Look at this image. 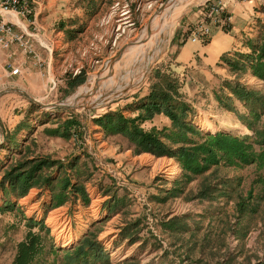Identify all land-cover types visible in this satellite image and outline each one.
<instances>
[{
  "label": "rangeland",
  "instance_id": "rangeland-1",
  "mask_svg": "<svg viewBox=\"0 0 264 264\" xmlns=\"http://www.w3.org/2000/svg\"><path fill=\"white\" fill-rule=\"evenodd\" d=\"M170 1L41 0L40 8L47 11L37 14L33 0L30 12L19 16L34 35L29 38L39 59L18 44L0 48V88L18 87L46 105L14 90L0 93L7 98L6 123L17 120L6 131L1 127L0 264H12L28 234L34 236L28 264H64V248L85 233L97 241L102 257L86 264H264V165L220 160L192 171L177 154L138 149L125 133L100 122L115 112L125 119L140 114L143 118L134 122L154 128V137L166 147L189 144L163 135L161 129L171 127L166 113L147 116L140 106L152 82H157L154 90L165 92L166 81L171 84L167 92L187 104L186 120L196 130H186L191 140L202 139L203 132L225 131L249 135L255 150L264 146L257 135L264 128V109L253 115L230 88L240 83L264 94L263 80L248 65L231 64L243 60L250 44L264 40V0H233L237 49L221 54L206 74L191 65L177 66L175 45L181 38L206 42L213 27L229 30L232 12L225 0L226 23L206 22L205 32L198 25V36L191 40L203 8L214 0H190L163 29L157 47L153 43L138 59L127 58V48ZM12 27L19 32V24ZM48 45L56 59L50 72L43 55ZM14 64L20 73L6 75ZM94 75L98 78L88 90ZM87 100L93 102L85 107L56 103ZM11 170H35L19 196V187L10 183L14 178L5 176ZM49 216L57 217L60 235L52 232ZM67 237L69 244L61 245Z\"/></svg>",
  "mask_w": 264,
  "mask_h": 264
},
{
  "label": "trees",
  "instance_id": "trees-1",
  "mask_svg": "<svg viewBox=\"0 0 264 264\" xmlns=\"http://www.w3.org/2000/svg\"><path fill=\"white\" fill-rule=\"evenodd\" d=\"M249 47L251 50L242 55L243 60H239L240 62L238 60H232L231 64L236 65L240 63V66L248 65L252 73L261 78L264 82V40L260 41L258 44H250ZM229 61L230 60H228V62ZM164 83V85H166L164 89L165 92H157L154 90V86L157 85V82H152L150 87L152 86L154 89H149L148 94L145 96L146 100L143 101L140 106L144 111L148 112L147 116L154 111L166 113L170 118L171 127L167 131L161 129L163 135L171 140L189 144H181V146L175 147L173 150L166 147L161 141H158V139L154 137V128L145 130L141 126H138L137 122H134V118H143L140 114L130 119H125L115 112L114 114L104 115V121L100 122H102L106 128L120 130L125 133L127 137L135 142L138 149L149 150L155 154H177L181 164L192 171L201 169L204 164L216 163L220 160L223 162L230 161L236 164L240 162H256L259 166L264 165V146L255 150L253 148L254 140L247 134L214 131L203 132L202 139L200 140H191L188 138L185 134L186 130H190L191 132H196V130L194 126L186 120L187 104L182 100H175L174 94H169L167 92V88H171V84L166 81H164ZM230 88L236 98L246 103L253 115H257L256 112L258 108L264 109V94L263 91H261L262 89L247 88L240 83H236L232 86L230 85ZM103 117L101 119H103ZM126 120H128V122H126ZM127 123L129 126H127L126 130L124 126L127 125ZM246 123L250 126V122ZM263 130L264 128L261 129L260 132ZM260 132H257V135H261L258 141L264 143V132L261 134ZM44 161L49 162V160ZM34 172L35 170L16 173V171L11 170L5 173V176L14 178L10 183L19 187L17 196L23 194L28 185L32 183L30 179L34 176ZM9 204V202H4L3 205L7 207ZM86 234L87 233L82 235L79 240L71 246L64 248V264H86L89 259L96 261L102 258L99 248H95L97 241L89 240ZM28 237L18 243L17 252L12 264H28V254L32 252L34 236L33 234H28Z\"/></svg>",
  "mask_w": 264,
  "mask_h": 264
},
{
  "label": "crops",
  "instance_id": "crops-1",
  "mask_svg": "<svg viewBox=\"0 0 264 264\" xmlns=\"http://www.w3.org/2000/svg\"><path fill=\"white\" fill-rule=\"evenodd\" d=\"M225 1L228 3L229 9L232 12V20H231V25H230L229 30H224V29H220L217 27H213L211 30V34L208 37V40L202 43L197 42V41H190L185 38H181L180 41L175 45V51H174V63L177 66L188 67L191 65L195 68L198 67L197 70L202 71V73L206 74L207 72L211 71L207 66L210 67L212 64L217 62L218 57L221 54L228 52L234 48L237 49L236 48V46H238L237 39H236L237 36L235 34V28L237 24L236 19L238 18L236 15L238 11L236 10L238 9V7L236 6L237 1L236 2H233V0H225ZM34 3H35V6L37 5L36 7L37 14L41 11L46 13L47 10H45V8L43 7L40 8L41 0L39 1L35 0ZM43 12L42 14H44ZM54 27H58V26L56 25ZM54 27L52 29H56ZM53 41H56V40H53ZM48 47H49V51L44 52L43 54L44 62H45L44 68L46 69V72H50L51 69H54L53 67L56 66V59H53V56L51 54V47L49 45ZM1 60H2V52L0 50V62ZM6 99L7 98L5 97V94L2 93V96H0V117H1L0 118V128L2 127V129L5 131L9 127L10 128L13 127V125L17 121V120H14L10 124L6 123L5 117L7 116L6 113L8 111V107L5 104ZM14 127L17 128L16 125ZM0 153H2L1 149H0Z\"/></svg>",
  "mask_w": 264,
  "mask_h": 264
},
{
  "label": "built area",
  "instance_id": "built-area-1",
  "mask_svg": "<svg viewBox=\"0 0 264 264\" xmlns=\"http://www.w3.org/2000/svg\"><path fill=\"white\" fill-rule=\"evenodd\" d=\"M33 0H0V48H8L10 44H18L22 51L33 55L39 59L38 54L36 56L35 50L32 48L30 36H34L33 33L25 30L22 24L19 23V16L30 12V2ZM29 3V4H28ZM224 2L222 0H214L203 8L201 17L196 21L191 31V40L196 38V27L199 25L202 27L203 32L207 31L205 26L206 22L226 23L229 20V14L224 10ZM29 6V7H28ZM14 26H20L19 32H13ZM222 24V25H223ZM198 36V35H197ZM31 37V38H32ZM41 43V42H39ZM42 44V43H41ZM9 70L6 75H18L20 73V67L16 64L9 66Z\"/></svg>",
  "mask_w": 264,
  "mask_h": 264
},
{
  "label": "bare ground",
  "instance_id": "bare-ground-1",
  "mask_svg": "<svg viewBox=\"0 0 264 264\" xmlns=\"http://www.w3.org/2000/svg\"><path fill=\"white\" fill-rule=\"evenodd\" d=\"M188 1L190 0H171L170 2H168L165 6V9H163L162 11L158 12L157 14H155V16L151 19V22H150V25L148 26V28L144 29L139 38L136 39L135 43H132V45H130L126 50L125 53H127V58L129 60H133L135 58H137L136 56H140L143 52H145V49H147L148 47H150L154 42H158V40L161 38L160 35L162 34V31L163 29L166 27V25L170 22H172V18L178 14V12L180 11V9H182V7L185 5V3H187ZM166 33H168L166 31ZM165 39V38H164ZM164 41V40H163ZM160 43V42H158ZM155 44V43H154ZM155 47L156 44L154 45ZM153 47V46H152ZM149 49V48H148ZM159 49V48H158ZM154 50V47L153 49ZM148 51V50H147ZM151 51V50H150ZM158 51V50H157ZM160 51V49H159ZM163 52V50H162ZM153 53V52H152ZM161 53V52H160ZM124 54V53H123ZM145 54V53H144ZM156 54V53H155ZM143 55V54H142ZM152 55V54H151ZM145 57V55H144ZM148 57V56H146ZM145 57V58H146ZM157 57V56H156ZM143 58V57H142ZM141 58V59H142ZM138 59V58H137ZM151 59V58H150ZM148 59V60H150ZM144 60V59H143ZM127 61V60H126ZM132 62V61H131ZM137 62V61H136ZM147 62V61H146ZM149 62V61H148ZM129 63V62H128ZM143 64H145L143 62ZM148 64L150 63H147V65H145L143 67V69H141L139 71V75H138V78L139 76H141L140 74L143 73V71L146 69V67L148 66ZM126 65V64H124ZM141 66V65H140ZM139 66V67H140ZM124 67V66H123ZM132 67V66H131ZM149 67V66H148ZM120 68V67H119ZM136 68V67H135ZM140 69V68H139ZM148 69V68H147ZM120 70V69H119ZM126 71V70H124ZM128 71V70H127ZM114 72V71H112ZM110 73V72H109ZM115 73V72H114ZM105 74V73H104ZM116 74V73H115ZM120 74V73H119ZM126 74V73H125ZM122 75H124L122 73ZM118 76V75H117ZM113 78V74L112 76L110 75V77L108 78ZM96 78H98V76L94 75V77H91L87 82H86V88L89 90V88L92 86V84L94 83V81L96 80ZM107 78V80H108ZM111 78V79H112ZM119 78V77H118ZM137 78V79H138ZM106 80V79H105ZM114 80V79H113ZM84 85V86H85ZM83 86V87H84ZM96 100V99H95ZM104 102V100H102ZM102 101H100L102 103ZM236 122V121H235ZM202 124L205 126L206 129H213V126L211 123H206L205 121H202ZM231 126V124H230ZM232 128L235 127V124H233L231 126ZM238 127V126H237ZM243 128V127H242ZM238 129V128H237ZM241 129V128H240ZM236 130V129H235ZM53 214V213H52ZM56 221H57V217L55 216H49L47 218V222H48V225L51 226V229H52V232L53 233H56L57 235H60L61 234V231L62 230H58L57 227H56ZM59 237V236H58ZM71 240V237H67L66 239H64L62 241V244L61 245H65L68 243V241ZM69 244V243H68Z\"/></svg>",
  "mask_w": 264,
  "mask_h": 264
},
{
  "label": "water",
  "instance_id": "water-1",
  "mask_svg": "<svg viewBox=\"0 0 264 264\" xmlns=\"http://www.w3.org/2000/svg\"><path fill=\"white\" fill-rule=\"evenodd\" d=\"M4 90H14V91L20 92L21 94L25 95L28 99L38 103L41 106H45L46 105L44 103L39 102L34 97H32L29 93H27L26 91H24V90H22V89H20L18 87H14V86L3 87V88H0V93L2 91H4ZM92 102L93 101H91V100H87L86 102H82V103H78V104H74V103H71V102H68V101H58L56 103L59 104V105L71 106V107H85V106L91 105ZM1 135H2V130L0 128V138L2 137Z\"/></svg>",
  "mask_w": 264,
  "mask_h": 264
}]
</instances>
